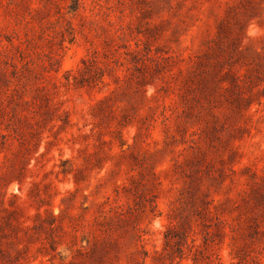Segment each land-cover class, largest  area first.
<instances>
[{"label":"rangeland","instance_id":"rangeland-1","mask_svg":"<svg viewBox=\"0 0 264 264\" xmlns=\"http://www.w3.org/2000/svg\"><path fill=\"white\" fill-rule=\"evenodd\" d=\"M264 264V0H0V264Z\"/></svg>","mask_w":264,"mask_h":264},{"label":"trees","instance_id":"trees-1","mask_svg":"<svg viewBox=\"0 0 264 264\" xmlns=\"http://www.w3.org/2000/svg\"><path fill=\"white\" fill-rule=\"evenodd\" d=\"M230 264H236V263H230Z\"/></svg>","mask_w":264,"mask_h":264}]
</instances>
